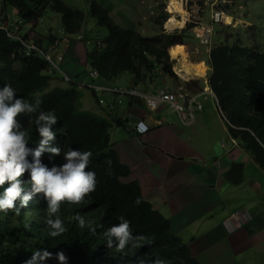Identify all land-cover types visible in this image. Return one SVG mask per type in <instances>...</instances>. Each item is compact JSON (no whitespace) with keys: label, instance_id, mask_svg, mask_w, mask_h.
<instances>
[{"label":"clouds","instance_id":"9594fccd","mask_svg":"<svg viewBox=\"0 0 264 264\" xmlns=\"http://www.w3.org/2000/svg\"><path fill=\"white\" fill-rule=\"evenodd\" d=\"M44 1L0 0V33L18 43L24 57L35 55L45 60L49 64L46 75L50 77L48 87L33 85L34 71L27 63H19L15 51L0 40V239L10 244L8 249L18 254L22 264H245L246 254L257 244L240 251L231 240L253 228L250 208L230 212L222 219L214 212L192 211L176 196L184 170L173 173L157 167L143 175L134 173L122 164L113 141V130L119 129L147 146L145 138L151 128L146 120L120 114L129 104L149 112L168 108L181 125L192 127L197 113L205 112L206 100L202 98L210 96L228 136V143L220 141L218 156H228L238 149L264 174L251 152L240 145V134L248 128L239 124L238 116L227 115L210 88V64L203 57L199 61L185 58L187 63L180 62V58L173 60L168 53L173 45L166 50L171 73L135 66L108 81L91 65V56L106 47L103 39L108 35L98 33L99 16L95 13H107L121 27L138 29L143 34L153 16L147 22L134 0L129 4L127 0L124 9L115 12V19L100 0H88L89 14L58 0L84 15L80 22L71 16V21L80 23L77 28L79 24L65 25L63 15L52 9L56 0H47L49 4L41 9ZM205 1L199 0L202 8ZM218 1L217 6L209 2L206 24L194 22L193 31L200 44L211 49L222 28H227L236 31L231 35L241 34L246 45L264 52V48L246 39L249 33L243 26L225 24L227 19L237 20V0ZM33 3L40 9L32 16L34 20L28 21L23 14ZM226 5L232 10L223 9ZM46 16L50 23L59 21L58 25L47 26ZM188 24L164 31L174 33ZM98 34L103 36L101 40ZM174 61L189 67L203 62L205 76L184 79L174 70ZM55 89L67 101L51 107V92ZM251 106V114L255 115L254 104ZM79 114L85 115L84 128L96 131V142L89 147L76 146L83 127ZM211 165L220 166L219 158ZM240 165L241 181L235 184L229 174ZM245 167L244 162H236L223 178L241 187ZM222 210L225 213L226 207ZM222 230L225 239L220 241Z\"/></svg>","mask_w":264,"mask_h":264},{"label":"trees","instance_id":"16d2710c","mask_svg":"<svg viewBox=\"0 0 264 264\" xmlns=\"http://www.w3.org/2000/svg\"><path fill=\"white\" fill-rule=\"evenodd\" d=\"M48 4L49 1L45 0L40 8H46ZM200 4L203 6L202 2ZM36 7L34 3L29 5L27 13L23 14L26 20H34L32 16L40 9ZM52 9L63 15L65 25L79 24L77 28L80 27V23H75L83 20L84 15L80 12L70 10L58 0L52 4ZM223 9L232 10L228 5ZM95 14L99 16L96 18L98 33L107 32L108 35L103 39L106 47L91 56V65L108 81L126 71L134 70L135 66H149L155 70L161 69L171 73V65L168 64L166 54L170 46L184 47L178 44H185L190 48V44L193 43V46L200 47L201 51L206 53V55L202 54V57L212 67L209 79L211 90L227 115L238 116L241 119L239 124L248 128L240 134V145L248 153L251 152L254 161L264 170V52L262 50L246 45L241 34H228L226 38L219 36L217 41L214 40L211 49L207 50L200 44L193 31L195 23H189L185 29L174 33H166L162 25L168 15L163 12L162 7L159 17L154 20L149 19L150 24L159 27V31L152 37L146 36L138 29L121 27L110 20L107 13ZM72 15L76 17L75 22L71 21ZM97 38L101 40L103 36L98 34ZM0 40L15 51L19 63H27V66L34 71L33 85L44 88L50 85V77L46 75L49 64L45 60L35 55L24 57L23 48L18 43L12 42L4 33H0ZM154 61L157 63L153 66ZM135 73L139 76L140 70ZM59 101L66 102L67 98L59 92V89H55L51 92L49 106L52 107ZM252 104L256 110L255 115L251 114ZM79 117L83 127L77 137L76 146L89 147L96 142V131L86 130L85 115L79 114ZM6 239L9 241L7 237ZM9 247V243L0 239V264H22L19 262L18 254L13 250L10 251Z\"/></svg>","mask_w":264,"mask_h":264},{"label":"crops","instance_id":"0c3cea01","mask_svg":"<svg viewBox=\"0 0 264 264\" xmlns=\"http://www.w3.org/2000/svg\"><path fill=\"white\" fill-rule=\"evenodd\" d=\"M199 63L196 64L200 66ZM200 67L206 72L205 67ZM107 98L112 100L113 96L107 95ZM203 100H206L205 112L197 113L192 127L181 125L177 116L168 108L149 112L130 104L125 106L120 111L121 116L143 118L151 131L145 138L147 146H143L122 130H113L116 150L122 164L134 173L143 175L157 167L173 173L184 170L178 181L179 192L176 196H179V202L192 211L199 214L214 212L222 219L230 212L250 208L255 221L253 228L243 230L231 241L239 245L240 251L257 244L246 254L248 259L245 264H264V174L238 149L228 156H218L219 143L221 140L228 143V136L217 113L215 100L210 96L203 97ZM170 122L173 125H169ZM215 158H219L220 166L211 165ZM239 161L246 164L244 182L241 187H235L223 178V174ZM224 206L225 213L222 210ZM220 232L219 239L223 241L224 231ZM249 235L253 237L249 239Z\"/></svg>","mask_w":264,"mask_h":264},{"label":"rangeland","instance_id":"374dc122","mask_svg":"<svg viewBox=\"0 0 264 264\" xmlns=\"http://www.w3.org/2000/svg\"><path fill=\"white\" fill-rule=\"evenodd\" d=\"M127 0H100L101 4L108 9L111 10V16L114 18V14L117 11H122L125 6V2ZM143 2V4L141 3ZM183 9L186 12V23H199L205 21L206 24L208 19L210 18V12L209 11V2H214L216 3V6L219 4L218 0H206L205 1V8H202L201 5L199 4V0H181ZM65 2L76 9H80L86 13H90V5L88 0H65ZM135 4L138 5V11L142 13V15L146 16L144 17L145 20L148 22L149 16H159V10L161 7H163V12H166L169 14V18L173 15V8L170 4V0H134ZM234 1L231 0L229 3H233ZM247 2V3H246ZM106 3V5L104 4ZM129 4V0L127 1ZM141 3V4H140ZM140 4V6H139ZM235 8L234 12L236 13L237 20L232 21V19H227L225 20L226 25H231L232 28H244L245 32H248L249 34L246 36V39L252 43L256 44L262 48H264V0H237L235 1ZM176 19L181 20L182 16L181 14H174ZM229 16V15H227ZM243 16H246V18H242ZM168 18V19H169ZM46 21V25L49 26L50 24H56L57 23H50L48 17H44ZM91 19V17H90ZM115 19V18H114ZM168 22V21H167ZM166 22V23H167ZM232 23V24H231ZM184 24V25H185ZM166 25V24H165ZM155 28V29H154ZM163 28L168 29L166 26ZM166 29H164L166 31ZM177 28L172 29V31L176 30ZM169 30V29H168ZM146 36H154L156 34L155 31H159V27H154L152 24L148 22V25H146ZM236 31L227 29V28H222L221 32L218 34V36L222 37H227L228 34L234 33ZM191 47L189 48L187 45L184 47L179 46L178 49H185L186 50V59L189 61H199L201 60V53L205 54V52L201 51V48L197 46H193L194 44H190ZM169 56L171 57L170 53ZM172 58V57H171ZM173 59V58H172ZM171 59V61H172ZM179 59V58H178ZM180 62L184 63L186 61L183 57L180 58ZM177 60V59H173ZM170 61V62H171ZM187 63V61H186ZM203 63V62H202ZM200 66L205 67V65L199 63ZM184 66V65H179V62L174 61L172 66L174 67V70L176 71L177 69L175 67L178 66ZM205 76V75H204ZM178 77V75H176ZM179 78V77H178ZM86 94V91H83V94ZM87 100L89 99V95H87Z\"/></svg>","mask_w":264,"mask_h":264},{"label":"bare ground","instance_id":"6f19581e","mask_svg":"<svg viewBox=\"0 0 264 264\" xmlns=\"http://www.w3.org/2000/svg\"><path fill=\"white\" fill-rule=\"evenodd\" d=\"M170 4H171V6L173 8V15L176 14V13L177 14H181L182 19L178 20V19L175 18V16L172 15L165 26L169 30H172L174 28H183L184 24H185V22H186V20L188 18L186 19V12L183 9L182 1L181 0H170ZM178 47L179 46L171 47L168 50V53H170V55H171V57L173 59H178V58H181V57L182 58L184 57V59H185L187 57L186 56V50L183 49V48L182 49H178ZM191 67L184 65V66H180L178 68L175 67V68L177 69L176 72L184 79H188L191 76H193V77H203L205 75V72L202 70V68L198 64H192Z\"/></svg>","mask_w":264,"mask_h":264},{"label":"water","instance_id":"95a60500","mask_svg":"<svg viewBox=\"0 0 264 264\" xmlns=\"http://www.w3.org/2000/svg\"><path fill=\"white\" fill-rule=\"evenodd\" d=\"M242 166H237L234 168L233 173H230L229 176L232 177L235 184H239L242 177Z\"/></svg>","mask_w":264,"mask_h":264}]
</instances>
